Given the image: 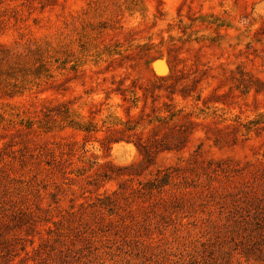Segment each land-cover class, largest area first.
Returning a JSON list of instances; mask_svg holds the SVG:
<instances>
[{
  "label": "rangeland",
  "instance_id": "rangeland-1",
  "mask_svg": "<svg viewBox=\"0 0 264 264\" xmlns=\"http://www.w3.org/2000/svg\"><path fill=\"white\" fill-rule=\"evenodd\" d=\"M0 264H264V0H0Z\"/></svg>",
  "mask_w": 264,
  "mask_h": 264
}]
</instances>
